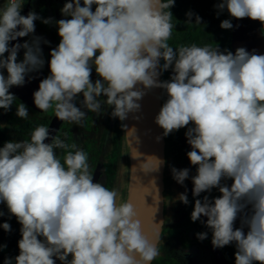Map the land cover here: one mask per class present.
Returning a JSON list of instances; mask_svg holds the SVG:
<instances>
[{"label": "clouds", "instance_id": "1", "mask_svg": "<svg viewBox=\"0 0 264 264\" xmlns=\"http://www.w3.org/2000/svg\"><path fill=\"white\" fill-rule=\"evenodd\" d=\"M24 3L6 0L0 7V70H7V76L0 71V109L5 111L16 101L9 89L22 86L28 73L44 65L41 37L9 47L11 41L34 33V22L40 19L35 11L21 15ZM174 3L83 0L81 6V0H68L61 13L71 19L55 22L60 42L50 52V74L33 93L34 104L42 112L53 109L61 121L81 126L87 115L74 101L82 93L81 104L89 112L103 114L106 104L113 118L124 121L131 113L138 121L139 101L152 89L165 90L168 98L155 117L163 136L194 125L185 133L192 149L187 157L197 166L193 196L213 188L221 193L212 201L208 196L196 199L191 220L207 217L214 248L235 242V264H264V54L243 47L233 54L217 45L195 44L174 50L168 43L173 15L166 11ZM217 7L226 8L233 18H250L264 26V0H220ZM187 15L186 23H192L193 14ZM42 22L49 24L51 18ZM195 23L201 24L198 15ZM220 27L228 30L233 24L225 19ZM21 48L24 57L17 62ZM93 66L100 77L94 83ZM170 67L174 75L161 81L159 76ZM102 95L107 98L103 102ZM16 115L27 119L24 103L17 105ZM121 127L129 134L136 131ZM49 137V127L41 125L30 141H8L0 147V203L21 224L15 264H56V259L62 264H151L160 254L158 227L163 221L155 223V238L146 235L130 199L122 202L116 189L93 182L87 153L57 134L45 143ZM136 140L139 143L138 136ZM56 149L65 150L63 162ZM137 151L133 158H139ZM148 158L156 162L148 172L165 163ZM171 171L181 185L189 177L187 168ZM223 179H231V186L221 184ZM176 199L189 202L186 192ZM249 205L251 212L234 229L238 215ZM0 227L11 231L7 222ZM196 235L199 240L207 237V233ZM4 264H12V259L6 258Z\"/></svg>", "mask_w": 264, "mask_h": 264}, {"label": "flooded vegetation", "instance_id": "2", "mask_svg": "<svg viewBox=\"0 0 264 264\" xmlns=\"http://www.w3.org/2000/svg\"><path fill=\"white\" fill-rule=\"evenodd\" d=\"M24 5L21 10V15L25 14V11H35L40 19H37L35 23V32L29 34L27 37H23L21 44L25 41L31 43L34 37H41L40 48L42 50V59L44 65L37 70L39 75L46 78L50 74L49 61L51 59L50 52L56 48L60 42L58 36V28L56 21L60 19H71V17H65L61 13V9L68 0H24ZM81 6H83V0H81ZM96 5L92 6V10H95ZM185 12H189L186 7L183 8ZM188 15L185 14V19L188 21ZM51 18V23L45 24L42 21L44 19ZM226 19L230 20L233 24V17L227 13ZM264 33V30H263ZM44 40L48 41L47 44ZM232 29L230 30L229 39V51L232 52ZM25 49L21 48L17 55V62H21L24 57ZM98 54V53H97ZM161 64V61H160ZM33 74H36L33 71ZM91 79L93 83L100 79L95 72V67H92ZM160 80L162 77L160 75ZM14 87V86H13ZM11 87V88H13ZM10 88V89H11ZM19 103H24L16 97ZM100 99L106 100L105 96H101ZM83 100V94H78L74 103L77 107H80L82 111L86 112V119L82 122V125H76L67 121H61L56 134L64 140L66 143H75L79 149L85 150L86 142L97 140L101 143V154L112 155L115 153L117 159L116 165L105 166L98 163L96 166H90L89 170L93 173V181L104 184L109 190L116 189L118 192L122 189L121 181L124 182V171L127 170V182L128 189L120 193L123 197L130 196L131 188V153L128 141V135L126 129L121 125H126V120L120 121L119 118H113L111 116L112 108L106 104H102L103 114L98 117V114L89 112L83 107L81 101ZM163 100V89H161V104ZM28 109L29 126L32 130H35L36 126H46L50 128L52 121L55 118L54 110L49 109L48 112H42L38 108L32 105L24 103ZM5 126L7 135L13 141L20 142L22 140L30 141L31 135H21L8 125ZM194 125L190 124L185 128H181L178 131H174L166 137V164H165V176H164V222L163 228L158 243L160 254L152 261L151 264H220L225 260L228 264H235V253L237 251L235 242L224 246L223 248H214L212 240V231L206 227V221L202 216L200 220L193 222L191 220V212L194 208L196 199L203 200L204 196H208L212 201L214 198L219 197L221 193L218 188H213L210 192H203L199 197H194L192 189L194 187L192 183V177L197 174V166L190 163L187 153L191 151V146L187 143L185 133L188 127ZM55 134V135H56ZM114 140L119 143V149L113 150ZM171 141V144L167 142ZM74 151L73 149H69ZM58 156H64V149L55 150ZM189 169V177L181 185L173 179L171 169ZM113 169L115 170L113 172ZM115 173V174H114ZM123 174V175H122ZM231 179H223L221 184H232ZM122 191V190H121ZM188 197V204L180 202L176 199L179 194L185 193ZM127 199V200H128ZM203 221V223H202ZM4 223V218H0V225ZM0 227V237L4 235V230ZM197 233H207V237L204 240L197 238ZM43 240L42 237H40ZM15 257L19 255V248L15 250ZM55 259V257H54ZM68 259H71L69 255ZM13 264H15V259ZM56 264H62L61 261L56 259ZM255 264V263H254Z\"/></svg>", "mask_w": 264, "mask_h": 264}, {"label": "water", "instance_id": "3", "mask_svg": "<svg viewBox=\"0 0 264 264\" xmlns=\"http://www.w3.org/2000/svg\"><path fill=\"white\" fill-rule=\"evenodd\" d=\"M29 9L25 11V16L28 14ZM19 30V29H18ZM264 26L259 21L251 20L250 18L236 19L233 18L232 28V53L234 54L237 48L243 47L249 53L255 52V54H264ZM22 38H17L16 41H11L9 47L13 44L20 43ZM21 50V49H20ZM19 50V51H20ZM8 55V53H7ZM30 72L25 77V83L22 86H14L9 89L10 93L19 98L26 104H34L33 93L38 90L39 83L43 80V77L39 73L34 71ZM160 79V76H159ZM142 87V86H141ZM141 104L142 118L140 120H134L133 114H129L126 119L127 129L135 128L136 131L128 133V141L131 153V188H130V202L136 206L138 213V219H140L143 231L149 237L155 238L157 225L155 223L164 222V176H165V164H166V137L163 136V129L155 123V117L159 113L161 104V89L155 88L149 91L144 98L139 101ZM61 120L54 118L50 125V137L45 143H51V137L55 136ZM136 136L139 137V143L136 140ZM161 137L157 141V137ZM134 150L137 157L133 158ZM148 156H155L165 163H163L158 171L148 172L155 166V159L148 158ZM148 161L143 167H139L141 163ZM136 167L133 169V167ZM148 172V173H147ZM155 180V181H154ZM94 183L96 180L93 181ZM229 187L231 184L228 185ZM146 200V203H145ZM150 205V206H149ZM251 212V205H249L244 212L238 215L237 220L234 223V229L241 227V219L245 213ZM204 217V216H203ZM205 221L207 217H204ZM163 222L159 225V240L163 228ZM247 225L243 226L245 234L248 232ZM157 241V246L159 243ZM152 263V262H151ZM220 264H228L225 260Z\"/></svg>", "mask_w": 264, "mask_h": 264}, {"label": "trees", "instance_id": "4", "mask_svg": "<svg viewBox=\"0 0 264 264\" xmlns=\"http://www.w3.org/2000/svg\"><path fill=\"white\" fill-rule=\"evenodd\" d=\"M219 3L220 0H175L174 6L166 10L171 11L173 15L172 23L174 24L171 38L168 40L169 45L173 47L174 50L180 46H191L193 44L201 47L205 45L216 47L217 45L222 52L229 51L231 29L226 30L220 27L221 22L226 19L228 12L226 8L220 11L217 7ZM184 7L193 14L191 16L192 23H186L184 17L185 14L189 12L186 13L183 9ZM197 15L201 18V24L195 23ZM5 57H7V53H5ZM163 63L164 61L161 59V66ZM172 67H174V65ZM172 67L162 72V81H169L172 75H174ZM0 71L7 76L6 69ZM167 98V93L163 90L162 105L166 102ZM16 102H18L17 99L8 111L0 109V147H3L5 142L13 141L7 135V131L3 125L10 126L16 133L24 136L31 135L34 131L29 126V121L27 119H21L16 115ZM167 142L171 144L170 140H167ZM67 144L70 145V143ZM113 145V150L118 151L119 143L117 140H114ZM101 148L100 141L93 140L86 142L84 149L87 150L86 153L88 155L89 165L96 166L98 163H101L105 166H115L117 155L112 153V155L103 156L101 154ZM63 157L64 156H59L61 162H63ZM114 171L113 169V172ZM0 212H3L0 218L3 217L4 222L11 225V231H5L1 228L4 230V235L0 237V245H6V247L0 248V264H4L6 258H11L13 264L16 255L15 250L18 247V241L21 239V224L17 221L15 216L9 213L5 203H0ZM254 263L258 264V262Z\"/></svg>", "mask_w": 264, "mask_h": 264}, {"label": "rangeland", "instance_id": "5", "mask_svg": "<svg viewBox=\"0 0 264 264\" xmlns=\"http://www.w3.org/2000/svg\"><path fill=\"white\" fill-rule=\"evenodd\" d=\"M6 2V0H0V7H3L4 3ZM102 114H98V117H101ZM131 158V157H130ZM132 167V165H131ZM123 175V174H122ZM124 182H123V178H122V181H121V186H122V191L119 190L120 193L124 192L125 189H128V182H127V170L124 171ZM123 194V193H122ZM120 194V198H121V201H126L128 198V195H125V197H123V195Z\"/></svg>", "mask_w": 264, "mask_h": 264}]
</instances>
